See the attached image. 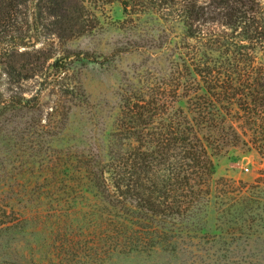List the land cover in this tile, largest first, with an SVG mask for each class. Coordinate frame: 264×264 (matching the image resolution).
I'll use <instances>...</instances> for the list:
<instances>
[{
  "label": "trees",
  "instance_id": "1",
  "mask_svg": "<svg viewBox=\"0 0 264 264\" xmlns=\"http://www.w3.org/2000/svg\"><path fill=\"white\" fill-rule=\"evenodd\" d=\"M114 1L144 32V59L120 84L105 147L76 149L60 180L93 201L94 256L174 248L210 201L215 159L236 147L264 158V0H0V75H35L52 57L35 49L40 34L80 35ZM12 101L0 77L1 114ZM76 230L63 227V245L81 242Z\"/></svg>",
  "mask_w": 264,
  "mask_h": 264
},
{
  "label": "rangeland",
  "instance_id": "2",
  "mask_svg": "<svg viewBox=\"0 0 264 264\" xmlns=\"http://www.w3.org/2000/svg\"><path fill=\"white\" fill-rule=\"evenodd\" d=\"M94 12L80 35L38 36L35 49L52 57L35 75L10 83L0 75L13 96L0 112V264H264V158L240 147L215 159L210 201L174 248L91 254L93 201L80 189L61 194L60 180L70 178L76 149L105 147L120 84L144 59L133 47L144 32L119 2ZM222 186L235 190L222 197ZM65 225L83 234L78 245H63Z\"/></svg>",
  "mask_w": 264,
  "mask_h": 264
}]
</instances>
